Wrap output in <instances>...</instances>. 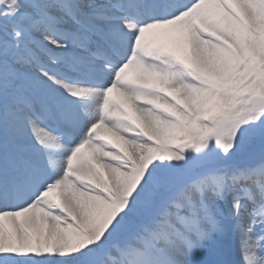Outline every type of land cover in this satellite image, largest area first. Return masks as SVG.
I'll return each mask as SVG.
<instances>
[{
  "label": "snow or ice",
  "instance_id": "obj_1",
  "mask_svg": "<svg viewBox=\"0 0 264 264\" xmlns=\"http://www.w3.org/2000/svg\"><path fill=\"white\" fill-rule=\"evenodd\" d=\"M0 264H264V0H0Z\"/></svg>",
  "mask_w": 264,
  "mask_h": 264
},
{
  "label": "bare ground",
  "instance_id": "obj_2",
  "mask_svg": "<svg viewBox=\"0 0 264 264\" xmlns=\"http://www.w3.org/2000/svg\"><path fill=\"white\" fill-rule=\"evenodd\" d=\"M238 256H239V254H238ZM236 258H237V253H236Z\"/></svg>",
  "mask_w": 264,
  "mask_h": 264
}]
</instances>
